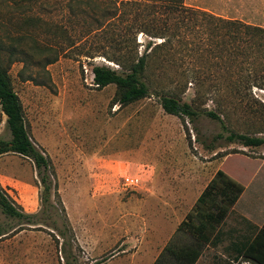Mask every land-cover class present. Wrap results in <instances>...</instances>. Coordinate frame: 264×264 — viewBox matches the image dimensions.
Wrapping results in <instances>:
<instances>
[{
  "label": "rangeland",
  "instance_id": "rangeland-1",
  "mask_svg": "<svg viewBox=\"0 0 264 264\" xmlns=\"http://www.w3.org/2000/svg\"><path fill=\"white\" fill-rule=\"evenodd\" d=\"M125 3L0 0V61L8 68L31 141L49 161L41 176L50 188L43 193L29 159L0 156V192L25 216L19 221L0 212V225L12 230L0 238V264H125L120 241L139 238L142 216L147 226L160 221L149 211L150 201L142 210L133 200L123 211V200L168 190L178 196L189 189L173 204L175 212L163 216L161 225L169 233L218 170L247 190L227 225H243L242 214L255 226L264 221V148L228 144L217 139L227 134L216 121L203 116L193 123L159 105L160 95L175 94L200 111H225L228 131L264 139V92L253 89L247 98L237 97L235 64L230 56L223 59L220 40L211 39L208 28L184 32L181 39L188 44L182 50L177 47L183 42L173 51L153 52L150 97L119 108L113 105L114 86L98 90L94 85L93 66L120 71L106 60L116 50L109 41L135 40L139 54L152 41L129 28L140 7ZM184 6L264 28V0H184ZM65 29L76 45L60 54ZM30 39L46 55L32 53ZM48 55L57 58L46 66ZM195 93L202 98L195 100ZM0 139H10L1 111ZM125 178L134 186L125 188Z\"/></svg>",
  "mask_w": 264,
  "mask_h": 264
},
{
  "label": "trees",
  "instance_id": "trees-1",
  "mask_svg": "<svg viewBox=\"0 0 264 264\" xmlns=\"http://www.w3.org/2000/svg\"><path fill=\"white\" fill-rule=\"evenodd\" d=\"M130 5L136 3L138 15H135L129 28H136L140 33L152 41H148L142 54L138 53V45L135 40L109 41L108 45L116 50L106 56V60L116 64L120 71L107 66H93V83L98 90L108 86H114L116 92L113 105L119 108L129 106L135 102L150 97L152 82L149 81V58L154 51L170 52L175 50V44L184 43V32H191L192 27L208 28L211 39L218 42L223 59L230 56L235 64L234 76L237 86L234 92L240 99L247 98V92L253 89L264 92V28L245 24L238 20H228L206 12L194 10L184 6V0H123ZM206 30V29H205ZM67 30H62V41L59 43L57 53L64 54L76 45L71 37L67 36ZM55 34L56 36V32ZM160 41L155 44L153 41ZM32 42L31 52L45 54ZM19 43V40L16 41ZM123 44V45H122ZM188 43L178 46L177 49L187 47ZM17 45V44H16ZM230 49L232 51H228ZM50 54L51 49H46ZM182 50V49H181ZM24 56L23 53H20ZM53 54V53H52ZM84 57H91L90 53ZM51 56V55H50ZM193 56V55H192ZM57 57H49L45 65L56 61ZM23 58L21 62L31 60ZM224 63V62H223ZM226 63V61H225ZM242 86V87H241ZM249 96V95H248ZM202 96L195 93V100ZM159 105L163 111L172 116L188 119L196 123L200 117H207L220 124L227 135H218L217 139L224 140L228 144H239L244 148H264V139L251 137L244 134H236L228 131L223 120L227 117L225 111L199 110L192 104L182 102L175 94L160 95ZM216 97L210 101L217 105ZM0 111L6 118V127L10 134L8 141L0 139V156L16 154L29 159L41 176L49 168L48 159L32 143L28 134L22 105L14 92L8 68L2 66L0 61ZM264 133V132H263ZM43 193L49 191L46 179L40 177ZM244 187L227 176L221 170L216 171L211 180L200 193L190 211L180 222L174 235L163 248L153 264H196L204 247L211 241L217 227L221 226L228 216L231 208L238 201ZM0 212L9 219L23 220L25 216L9 201L8 197L0 192ZM12 230L4 229L0 225V238L9 235ZM238 256L253 264H264V223L258 229L254 238L249 239L237 250ZM111 257L113 255H110ZM107 260L104 259V262Z\"/></svg>",
  "mask_w": 264,
  "mask_h": 264
},
{
  "label": "crops",
  "instance_id": "crops-1",
  "mask_svg": "<svg viewBox=\"0 0 264 264\" xmlns=\"http://www.w3.org/2000/svg\"><path fill=\"white\" fill-rule=\"evenodd\" d=\"M184 186H190V184L184 183ZM187 190L186 188H184L182 190V193L178 194V196H176L177 194L174 193L173 190H168L165 193L147 194L145 196V199H141L138 196H135L134 199L130 198L126 201L123 200V211H128L132 207L131 201L133 200L140 202V204H143L141 206L142 210L147 208V201H150V203H153V205L151 207V210L149 211H155L154 216L155 218L158 217V220L160 221V223L155 226H150L149 223V226H147L145 223L146 218L142 216V218H140L141 226L137 231V233L139 234V238L136 239L134 243L130 238L120 241L119 253H121L122 255H127L125 257V264H153L168 241L174 235L176 228L178 227L180 222L184 219H181L176 224V226L168 233L167 228L161 225V222L166 221L163 216L168 214L169 212H175V207L173 206V204L176 206L177 200L186 197ZM246 191L247 190L244 187V190L238 201L231 208L228 216L221 224V226L217 227L211 241L204 247L201 256L196 264H253L252 262L242 258L241 256H238L237 250L239 249L240 245H242L249 239L254 238L258 229L262 227L264 221L260 226H255L252 225L253 222L249 217L250 215L242 214V216L247 219L243 220V225H227L228 220H233L234 218H236L233 214L234 212H236L235 209L240 204V199L242 198V195L244 193L246 194ZM251 193H253L256 197L258 196L259 190H257V188H254Z\"/></svg>",
  "mask_w": 264,
  "mask_h": 264
},
{
  "label": "built area",
  "instance_id": "built-area-1",
  "mask_svg": "<svg viewBox=\"0 0 264 264\" xmlns=\"http://www.w3.org/2000/svg\"><path fill=\"white\" fill-rule=\"evenodd\" d=\"M123 186H124L125 188L133 187V186H134V180L129 179V178H125V179H124V182H123Z\"/></svg>",
  "mask_w": 264,
  "mask_h": 264
}]
</instances>
